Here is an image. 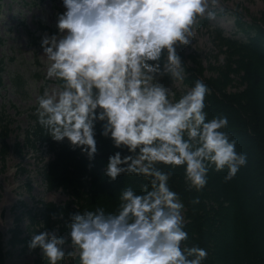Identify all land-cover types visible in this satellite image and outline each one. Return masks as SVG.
<instances>
[{"label": "clouds", "instance_id": "obj_1", "mask_svg": "<svg viewBox=\"0 0 264 264\" xmlns=\"http://www.w3.org/2000/svg\"><path fill=\"white\" fill-rule=\"evenodd\" d=\"M218 0H63L58 33L41 36L42 54L51 61L46 75L61 81L46 88L35 109L52 140L94 159L96 124L117 149L104 173L143 177L142 190H120L114 211L103 207L70 214L69 233L60 226L31 232L30 249L39 247L50 264L71 252L80 264H203L208 249L188 245L184 201L169 184L183 166L190 188L203 189L208 173L226 169L230 181L247 163L237 139L226 130V115L209 118L211 89L197 79L179 98L163 82L183 80L177 48L190 45L197 18L214 19ZM199 197L193 203H198Z\"/></svg>", "mask_w": 264, "mask_h": 264}, {"label": "trees", "instance_id": "obj_2", "mask_svg": "<svg viewBox=\"0 0 264 264\" xmlns=\"http://www.w3.org/2000/svg\"><path fill=\"white\" fill-rule=\"evenodd\" d=\"M243 23L239 17V24ZM199 24L210 26L208 18H199ZM245 39L226 36L222 29L212 31L218 47L225 53L221 66H211L216 77L201 78V69H188L186 85L191 87L197 79L203 80L211 89L206 97L209 118L226 115L229 123L227 131L237 139V151L247 153V163L230 181L224 180L226 169L212 170L208 173V183L201 190L189 187L183 166H176L170 177V186L180 194L184 201L186 229L189 238L186 244H199L208 249V257L203 264H264V25L255 22L244 27ZM1 72V70H0ZM191 72V73H190ZM169 75L164 78L167 79ZM200 76V77H199ZM236 77L239 86L231 90ZM61 83V81H60ZM2 85L0 74V86ZM187 89L176 91L179 98ZM10 119L0 111L1 156L5 158L10 151L7 142ZM103 122L96 124L98 152L89 159L80 148H73L69 141H54L37 121L27 134L28 144L47 143L54 158L45 164L43 177L48 188H62L69 193L65 203L43 201L38 212L29 210L34 229L24 235L18 223L12 229L11 237L6 241L0 233V264H7L12 247L22 245L28 248L31 232L51 229L57 225L65 236L70 229L67 220L70 214L85 209L95 210L103 207L114 211L119 204L120 190L131 185L142 190L146 183L143 177L121 174L116 180L105 175L108 157L120 150L111 138L102 134ZM251 164V169L249 165ZM257 174L258 181L252 183L250 171ZM199 197L198 203H193ZM20 220V218L18 219ZM39 226V229H37ZM70 243V237L68 241ZM36 252L39 247L34 249ZM80 264L79 255L64 258L59 264ZM35 264H50L47 257L40 255Z\"/></svg>", "mask_w": 264, "mask_h": 264}, {"label": "rangeland", "instance_id": "obj_3", "mask_svg": "<svg viewBox=\"0 0 264 264\" xmlns=\"http://www.w3.org/2000/svg\"><path fill=\"white\" fill-rule=\"evenodd\" d=\"M216 11L214 19H210V28L198 24L193 25L190 45H179L177 50L183 59L184 78L186 68L195 71L201 66V78L216 77L218 72L211 66H221L225 61V53L218 47L211 31L220 28L227 35L244 37L241 25L247 27L255 20L264 25V0H218L211 5ZM65 10L63 0H2L0 2V67H3L2 87L0 88V111L6 119H10V130L7 142L10 151L5 158L0 152V233L7 241L12 229L20 223L24 235L34 229L29 210L39 211L43 201L64 203L71 197L64 189H50L43 177L45 164L53 158L47 144L38 149L29 146L27 134L34 126L38 107V97L46 88L60 87V80L46 75L50 60L42 54L41 36L50 31L42 26L54 28L58 33L57 18ZM206 17V16H201ZM239 17L243 23L239 24ZM211 30V31H210ZM35 35H33V33ZM38 36V42L35 40ZM0 38V39H1ZM191 73V72H190ZM200 77V76H199ZM231 90L242 86L236 77ZM163 82L175 93L183 90L184 79L173 78L170 74ZM2 144L0 142V150ZM251 164L249 165L250 170ZM252 183L258 181L257 174L250 171ZM185 216V215H184ZM20 218V220H18ZM39 229V226H37ZM12 253L7 264H35V259L43 254L22 245L12 247L6 243ZM66 255L75 257L78 249H73L66 242ZM62 264V263H60Z\"/></svg>", "mask_w": 264, "mask_h": 264}]
</instances>
